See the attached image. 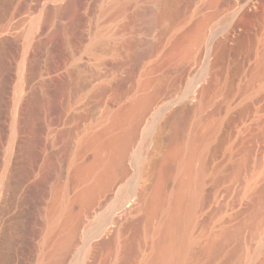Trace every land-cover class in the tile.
I'll return each mask as SVG.
<instances>
[{
    "label": "rangeland",
    "instance_id": "1",
    "mask_svg": "<svg viewBox=\"0 0 264 264\" xmlns=\"http://www.w3.org/2000/svg\"><path fill=\"white\" fill-rule=\"evenodd\" d=\"M250 1L13 0L9 4L0 0V16L9 11L22 22L15 35L7 37L0 54V264H51L55 259L60 264H145L163 219L152 203L160 166L171 149L189 136L197 119L195 91L209 79L210 98L206 97L211 103L207 102L203 123L213 121L205 124L213 128L227 120L219 137L230 139L247 112L252 133L257 134L249 150L262 155L264 70L257 64L255 40L262 29L259 14L249 12L242 18L234 55L223 65H208L210 51L237 17L238 7ZM66 4L67 20L55 23L51 9ZM197 23L204 29L191 52L181 42ZM67 24L73 27L70 34ZM94 43L101 48L91 50ZM228 84L233 85V96L225 92L218 96L217 91ZM152 93L156 101L142 121L125 173H119L112 187L84 209L78 196L94 178L80 176L77 164L93 163L96 150L87 147L79 153L83 141L90 133L106 130L124 106ZM251 96L258 101H250ZM142 152L141 165L137 159ZM245 154L241 152L238 160ZM218 160L208 173L205 196L209 201L200 215L201 227L213 222L216 207L236 201L245 208L243 219L253 216L258 229H263L257 232L263 235L259 239L245 229L242 242L249 245L250 239H256L261 245L264 177L251 202L240 196L251 175L246 168L241 179L228 182L215 198L217 185L210 176ZM175 175L173 170L166 182L167 195L177 186ZM122 199L124 208L132 209L128 216L117 210ZM252 241L253 250L261 248ZM60 245H68L67 254L58 250ZM234 247L230 244L227 251ZM196 253L191 258L197 262ZM256 256L252 264H264V255L258 251Z\"/></svg>",
    "mask_w": 264,
    "mask_h": 264
},
{
    "label": "bare ground",
    "instance_id": "2",
    "mask_svg": "<svg viewBox=\"0 0 264 264\" xmlns=\"http://www.w3.org/2000/svg\"><path fill=\"white\" fill-rule=\"evenodd\" d=\"M7 1L9 4L13 3V0ZM69 1L66 0V3L68 2L69 4ZM68 4H66V6L58 5V8L55 7L56 9L54 8V11L51 9V14L53 13L52 20L55 23L59 24L63 19H66L68 17ZM238 8V11L235 10L237 11V17L234 21L229 22L230 19L227 21L229 22V24L227 25L223 37L218 41L217 47L214 48V50L212 49V52L210 51L208 65L209 67L214 66V68L215 66L217 67L223 65L226 60L230 59L234 55L235 49L242 35V18L245 16V14L254 12L256 14H259V18L262 21V33L260 32L261 35L257 36V39H255L257 40L256 46H258L254 47H256V49H259V61L257 60V64H259L261 70H264L263 0H251L248 4H245L243 6L241 5V7ZM108 11L109 9L107 10V12ZM11 13H9V11H6L5 14L0 16V54L3 51L7 37L15 35V31L21 26L22 23L20 20H17L18 16L11 17ZM201 23L199 25L197 23L195 24V26L192 25V27L187 30V33L184 36L185 39L181 42V46L187 48L188 51L190 50L192 52L198 41L200 42L202 34L201 32H203L202 30L204 29L202 28ZM204 23L205 22H203L202 24ZM70 26L71 25L68 24L66 25L68 34L73 31V27ZM71 40L72 39L69 37V41ZM100 45V43H94L91 50H97L99 47L101 48ZM261 70L257 71V73L262 72ZM255 75L256 74H254V76ZM209 81L211 80L209 79L207 82L202 84L201 87L197 89V91H195V98L198 101L197 107L195 106L197 108V119L192 126V130L189 136L184 143V140H182L181 144L183 145L180 144V146L171 149V151L165 157V160L163 159L164 162H162L160 166V180L156 186V194L152 203L153 207H155V213H160L163 219L157 228L158 239L156 240V244L154 245L153 253L149 256L150 258L145 259V261L147 260L146 262L144 261L145 264H252V260L258 254V251L264 255V241L263 243L261 241L262 244L260 245V243H258L256 239H254L260 245L259 247H261H257V250H253V248H251L250 242L252 240L250 238L249 245L248 241H246L247 243L244 241L246 243V247L242 242V233L245 229H250L249 236L257 239H259L258 237H260L258 236L257 232H259L261 229H258V223L256 224L258 220L255 221L253 216H249L251 218L249 221L243 219L245 208L241 203L240 205H237L236 201H225L224 203H222L221 207L218 206L220 207L219 209L218 207H216V209L218 210H213L215 212V218L213 217L214 220L211 224L205 225L204 227H201L202 223L200 224V215L206 209L207 202L209 201L208 199H206L207 196H205V192H207L206 185L209 176L208 173L215 161L220 159V161L218 160L219 164H217V166L212 169L213 171L210 176V179H212L211 182L213 181L215 183V186L217 185V191L214 194L215 198H217L222 189L226 187V185H228V182L232 180L236 182L237 180L241 179V171L243 168H246V170L251 175L249 176V179L246 183L247 185L245 186L244 190L241 193L242 195L240 196H242V201L249 200V202H251L250 200H253V197L255 198V194H259L256 192H258V190H261L259 188H261L260 184L264 177V152L262 153V155H259L258 153L261 154V152H258L259 150H256L258 153H256L255 151L253 152L252 150L251 152L249 150L254 148L252 145V141L255 140L256 137H254L253 135L255 133H252V126L248 123L249 119L247 118L246 111L242 124L236 130L235 135L230 139H227L225 136L224 138L223 136L219 137V134H221L222 130L224 129L227 120H221V122L216 123L213 128H208V126H210L213 121L212 123L209 121V123L211 124L208 125L209 123H206L208 121L205 118V124L208 126L203 123V112L206 106H210L211 103V100H208V98H210L208 96L210 95H207V91L210 88L211 84V82L209 83ZM252 89L253 88H251V90ZM221 92H225V94L229 98L232 97L234 93L233 85L228 84V88L225 90L219 89L217 91V95ZM215 94L213 93V95ZM213 95H211V99ZM143 96L144 95H142V97H139L132 104L124 106L125 108H123L122 110L120 109L121 111H119L118 113L116 112V115H114V121L109 127L105 128L106 130H104L103 132L101 131L90 133L83 141L79 153L87 147H93L96 150V157L93 163L87 165L83 164L84 162L77 164L79 175L82 173L86 175L87 178L91 176H93L94 178L93 182L85 187L86 189L82 193V195L78 196L80 197L85 207L84 209H90L94 205L98 195L101 194L102 191L112 187L116 176L119 173H125V162L137 139L142 121L146 113L149 112L152 105L156 101V94L154 96V93H152V96L151 94H148V96ZM218 96L221 97L222 95ZM257 98V96H251V100H249L253 101L256 99L258 101L259 98ZM207 102H210L209 105L207 104ZM244 109L245 107L242 109V111ZM125 125H128V127L121 129ZM189 127L188 129L190 130ZM116 129L121 130L114 133L108 139L103 138L107 136L105 134H108L111 131L113 132ZM241 152H246L245 157H243L244 159L238 160V156L239 154H241ZM142 157L143 152L137 159L138 163L141 165ZM173 170H175L176 172L175 176L177 186H175V190L171 192L170 195H167L166 182L171 177ZM172 180L174 181V179ZM230 188L231 187L229 186V190ZM211 202L212 201L210 200V203ZM125 203V199L119 201L117 210H119L121 214H124V216H128V214L131 213L132 209H125ZM211 213L212 212H210V214ZM254 216L256 215L254 214ZM70 218L71 217L67 216V221H69ZM255 218L257 219V216ZM259 233L261 234V232ZM262 236L263 235H261V237ZM69 241L70 240H68V242ZM258 241L260 242V240ZM232 243L235 244V247L232 251L228 252V246L230 244L232 245ZM70 245L71 244H69V246ZM60 246L58 247V250L62 249L63 251L68 247V245H62L61 248ZM195 252H197L196 254L199 258L197 262L195 260H192V256L195 254ZM59 260L55 259L56 262L54 261V263L51 264H60L61 262Z\"/></svg>",
    "mask_w": 264,
    "mask_h": 264
}]
</instances>
